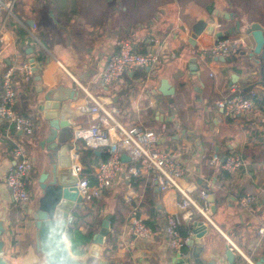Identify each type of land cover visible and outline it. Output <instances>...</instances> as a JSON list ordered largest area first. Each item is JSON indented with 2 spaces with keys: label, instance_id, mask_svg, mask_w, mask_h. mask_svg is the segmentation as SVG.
Listing matches in <instances>:
<instances>
[{
  "label": "crops",
  "instance_id": "obj_1",
  "mask_svg": "<svg viewBox=\"0 0 264 264\" xmlns=\"http://www.w3.org/2000/svg\"><path fill=\"white\" fill-rule=\"evenodd\" d=\"M200 20L220 25L216 29L230 30L237 26V31L227 36L245 37L251 51L255 41L239 30L238 21L241 28L255 22L264 28V0H14L11 14L0 11V100L3 75L14 67L15 111L35 120L33 133L27 135L9 128L0 119V224L3 226L0 238L2 258L7 263L46 264L47 259L38 245L33 213L29 214L30 209L22 208L14 200L5 182L16 164L12 149L21 146L35 162L27 177L31 194L27 205L35 208L43 196L41 177L46 173V182L52 179L51 155L71 166L73 160L69 155L76 145L84 173L92 172L101 163L93 162L86 170L82 155L87 145L81 140L74 143L72 134L75 128L89 127L94 122V115L82 111L84 105L93 103L90 97L110 96L124 125L142 124L161 133L163 146L178 153L186 169L180 186L191 199L189 209L195 212L186 221L192 226L195 220L208 224L203 237L206 255L222 256L228 244L236 255L234 263L264 264V237L258 232L264 224V83L258 74L260 67H264V57L238 55L237 60L230 61L218 57L202 59L201 41L198 40L197 46L189 42L192 25ZM124 37H130L140 52L158 50L175 57L163 61L153 71L138 68L128 72L121 81L107 88L99 74ZM237 48L232 49L230 56ZM194 56L196 73L190 61ZM31 59H35L37 71L32 80L25 81L18 67ZM163 78L175 87L173 97L159 91ZM233 83L241 84L244 90L254 84L259 86L253 115L227 117L217 103L227 96ZM60 85L75 92V97L69 99L74 113L67 132L59 133L55 141L59 145L54 152L55 132L39 105L48 91ZM124 93L126 96H120ZM66 140L67 144L70 142L68 146L60 143ZM62 145L64 157L58 154ZM93 150L100 151L95 152L97 155L105 152L104 148ZM213 153H218L219 158L210 164ZM232 153L241 155L246 164L229 172L223 163ZM132 165L131 161L123 162L120 175L100 199L83 202V206L70 213L74 220L65 232L70 249L69 230L87 232L91 225L98 226L100 217L103 220L114 211L117 218L111 221L100 254L108 264H194L191 247L186 243L181 254H176L164 230L166 214L189 211L178 206L186 195L178 188L156 190L147 174L132 175L129 186L126 176ZM202 190L209 193L207 199L201 196ZM249 194L257 199L246 207L240 199ZM211 196L214 202L209 201ZM134 205H138L141 217L155 231L150 239L136 237L130 227L128 217ZM208 205L210 213L206 216L200 209ZM91 244L92 240L84 247L85 253L75 257H87Z\"/></svg>",
  "mask_w": 264,
  "mask_h": 264
},
{
  "label": "built area",
  "instance_id": "obj_2",
  "mask_svg": "<svg viewBox=\"0 0 264 264\" xmlns=\"http://www.w3.org/2000/svg\"><path fill=\"white\" fill-rule=\"evenodd\" d=\"M14 0H0V11L12 13ZM220 25L217 24L216 27ZM156 43L158 39H153ZM234 47L247 49L249 44L245 37L233 38L225 36L223 38H213L212 44L199 47L200 57L204 60L219 56L230 55ZM175 57V54L165 53V51L140 52L136 49L134 41L130 37H124L117 43V49L109 56L108 61L99 74V79L103 85L112 86L123 78V76L138 68H147L148 71L160 65L163 61H169ZM19 70L23 73L25 81L33 79L35 71L31 60H26L19 65ZM15 68H9L3 75V94L0 100V119L8 123L9 128L31 135L34 130L35 120L32 117L19 115L15 111L17 101V86L15 81ZM259 86L252 85L248 90H244L241 84L233 83L230 85L229 93L223 100L217 103L224 109L227 117L237 115L251 116L257 109V100L259 98ZM91 105H84L82 111L94 115V122L89 127H77L73 130V142L83 141L87 146L98 149L104 148L110 155L107 161L101 162L93 168L90 173H84V167L77 152V146H73L70 158L72 174L77 177L76 187L83 202H92L100 199L103 192L111 187L114 180L122 171V154L126 153L133 165L129 169L126 179L130 183L132 175L147 174L150 176L151 187L158 190H167L178 188L184 192L180 186V179L186 174L184 165L179 160L178 153L167 150L162 144V135L155 130L149 129L142 124L124 125L117 117L118 107L114 104L112 98L108 97H90ZM264 120V118L262 119ZM71 149V150H72ZM16 158L15 166L8 172L5 182L12 188V195L17 203L28 202L31 194L28 190V175L34 168V160L26 154L23 148L16 145L12 149ZM218 153H213L210 164L218 160ZM246 164V160L239 154L232 153L228 155L223 163V168L233 172ZM186 195L178 206L181 209H189L191 199ZM201 196L205 199L209 193L201 191ZM256 196L249 194L241 197V203L248 207L256 201ZM208 216L210 206L206 209H200ZM193 210L186 213H168L165 216L164 230L169 238L172 251L181 254V250L186 245L187 240L193 234L189 231V236L184 238L181 227L186 219L193 218ZM74 217L69 214L67 217V229L73 223ZM128 221L136 237L141 239H150L155 235L154 229L148 225L140 215L138 205L131 207ZM259 234L264 237V224L258 228ZM231 249H233L231 247ZM3 254V251L1 252ZM182 264H187L183 262ZM232 264H249L246 261H239Z\"/></svg>",
  "mask_w": 264,
  "mask_h": 264
},
{
  "label": "water",
  "instance_id": "obj_3",
  "mask_svg": "<svg viewBox=\"0 0 264 264\" xmlns=\"http://www.w3.org/2000/svg\"><path fill=\"white\" fill-rule=\"evenodd\" d=\"M239 30H244L246 34L253 37L255 47L250 51L238 47L234 54L219 56L222 61L237 60L238 55H249L250 57L259 56L264 57V28L260 23H252L245 28H241V23L238 21ZM237 31V26L230 30L216 29L213 22L205 20L197 21L192 25V33L189 42L193 46H197L198 40L205 46L212 44L213 38H223L229 34ZM258 60V59H257ZM190 61L193 63V72L197 71V57H192ZM260 61V60H259ZM33 69L36 72L35 59H31ZM258 74L262 77L261 82L264 83V67H260ZM37 80L40 79L38 75ZM238 80V79H237ZM236 80V81H237ZM235 82V81H234ZM42 90V89H41ZM40 90V91H41ZM159 91L165 96L173 97L175 95V87L171 85L169 79L163 78ZM75 97V92L69 86L60 85L54 90L46 93L44 99L39 105V109L43 111L44 117L49 121L50 126L54 130L52 150L55 152L58 143L60 132L66 133L71 126L70 119L74 113L73 108L69 104V99ZM62 144H67L66 141H60ZM70 143V142H69ZM69 143L66 145L68 146ZM61 146L58 154L64 157L65 146ZM99 154V150H95ZM55 154V153H54ZM70 156V155H69ZM123 162L131 161V158L126 154H122ZM52 179L46 182L47 174L41 177V187L43 189V196L39 200V204L35 208L27 205V202L20 203L22 208L30 209L33 219L38 229V245L46 253L47 258L50 259L51 264H108V261L102 259L100 254L103 250V244L110 232V226L113 215L107 214L102 220L101 227L92 237L91 249L84 259L75 257L72 254L69 244L66 240L65 232L67 230V217L74 208L81 207L83 201L79 195V190L76 187L77 177L72 174L69 164L62 162L59 158L51 155L50 160ZM46 176V177H45ZM12 191V188L9 187ZM156 190H158L156 188ZM210 202H214V197L211 196ZM83 206V205H82ZM216 208L213 205L212 211L215 212ZM184 212V211H182ZM188 221V220H187ZM3 226L0 224V237L2 235ZM193 234L187 240V245L191 247V257L194 264H232L235 262L236 255L234 251L227 244L225 245L224 254L217 255L210 253L206 255V246L203 242V237L208 232V224L203 220H195L192 228ZM3 242L0 238V264H9L2 258ZM224 260L226 263H224ZM259 264L261 262L259 261Z\"/></svg>",
  "mask_w": 264,
  "mask_h": 264
},
{
  "label": "trees",
  "instance_id": "obj_4",
  "mask_svg": "<svg viewBox=\"0 0 264 264\" xmlns=\"http://www.w3.org/2000/svg\"><path fill=\"white\" fill-rule=\"evenodd\" d=\"M110 155L106 152H102L100 155H97L93 148L86 146L84 150V154L82 155V161L86 164L85 169L88 170L93 162L99 163L104 162L109 159ZM89 211V210H88ZM90 212V211H89ZM112 213V222L117 218V214L114 211ZM102 217H100V222L98 226L91 225L92 227L87 231L83 232L79 229L69 230L68 239L71 240V252L73 255H83L85 253L84 247L91 243L92 237L96 232L97 228L100 226ZM148 225L150 224L149 221L146 222ZM192 224H189L186 220L181 228V232L184 238L189 236V231L192 230ZM106 250L104 251L105 254Z\"/></svg>",
  "mask_w": 264,
  "mask_h": 264
},
{
  "label": "clouds",
  "instance_id": "obj_5",
  "mask_svg": "<svg viewBox=\"0 0 264 264\" xmlns=\"http://www.w3.org/2000/svg\"><path fill=\"white\" fill-rule=\"evenodd\" d=\"M46 264H51V261H50V259H46Z\"/></svg>",
  "mask_w": 264,
  "mask_h": 264
},
{
  "label": "rangeland",
  "instance_id": "obj_6",
  "mask_svg": "<svg viewBox=\"0 0 264 264\" xmlns=\"http://www.w3.org/2000/svg\"><path fill=\"white\" fill-rule=\"evenodd\" d=\"M126 79H127V78H126ZM124 94H125V93H124ZM120 96H126V94H125V95L120 94ZM82 205H83V203H82ZM82 205H81V206H82Z\"/></svg>",
  "mask_w": 264,
  "mask_h": 264
}]
</instances>
